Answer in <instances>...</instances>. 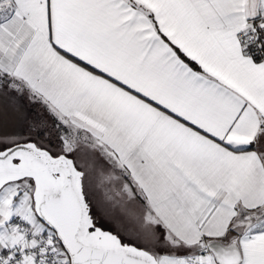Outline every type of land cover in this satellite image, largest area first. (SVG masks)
Segmentation results:
<instances>
[{
	"label": "snow or ice",
	"instance_id": "6c2138e0",
	"mask_svg": "<svg viewBox=\"0 0 264 264\" xmlns=\"http://www.w3.org/2000/svg\"><path fill=\"white\" fill-rule=\"evenodd\" d=\"M0 264H264V0H0Z\"/></svg>",
	"mask_w": 264,
	"mask_h": 264
}]
</instances>
